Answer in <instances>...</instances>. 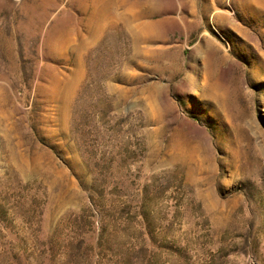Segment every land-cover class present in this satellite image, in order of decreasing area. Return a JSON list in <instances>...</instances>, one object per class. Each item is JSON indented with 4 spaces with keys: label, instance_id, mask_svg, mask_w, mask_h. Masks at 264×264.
<instances>
[{
    "label": "rangeland",
    "instance_id": "1",
    "mask_svg": "<svg viewBox=\"0 0 264 264\" xmlns=\"http://www.w3.org/2000/svg\"><path fill=\"white\" fill-rule=\"evenodd\" d=\"M105 1L0 0V264H264V8Z\"/></svg>",
    "mask_w": 264,
    "mask_h": 264
},
{
    "label": "bare ground",
    "instance_id": "2",
    "mask_svg": "<svg viewBox=\"0 0 264 264\" xmlns=\"http://www.w3.org/2000/svg\"><path fill=\"white\" fill-rule=\"evenodd\" d=\"M93 1V11L91 12L89 18L87 19L88 21V28L89 29H93L94 26H96L95 24L99 21V19L104 18V16L106 15V10H105V0H102L101 6L98 4L99 0H91ZM184 4H186L187 6L189 5L192 12L196 11V4L198 2V0H183ZM221 0H201V14H203V16H206V14H209L208 12L213 9V4H220ZM92 4V3H91ZM109 5V4H108ZM97 10V7H99ZM247 7L249 9H252L251 11H255V9L258 8H264V0H248L247 2ZM109 8V6H108ZM255 8V9H254ZM102 9V10H101ZM107 9V8H106ZM214 10V9H213ZM202 17V16H201ZM215 18L219 21H227L226 15L223 14L221 11H217L215 14ZM97 30V29H96ZM172 160L174 161V158L169 159V162H172Z\"/></svg>",
    "mask_w": 264,
    "mask_h": 264
}]
</instances>
